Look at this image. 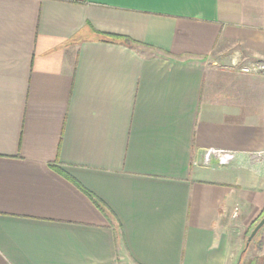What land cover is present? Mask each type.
<instances>
[{
  "label": "crops",
  "instance_id": "1",
  "mask_svg": "<svg viewBox=\"0 0 264 264\" xmlns=\"http://www.w3.org/2000/svg\"><path fill=\"white\" fill-rule=\"evenodd\" d=\"M256 62L264 0H0V264H237L264 212Z\"/></svg>",
  "mask_w": 264,
  "mask_h": 264
},
{
  "label": "rangeland",
  "instance_id": "2",
  "mask_svg": "<svg viewBox=\"0 0 264 264\" xmlns=\"http://www.w3.org/2000/svg\"><path fill=\"white\" fill-rule=\"evenodd\" d=\"M264 218V212L260 215V217L255 221L246 231L243 230H233V234L236 236L238 239V246H236L235 249V259L239 261L240 257H242V262L241 264H249L250 260L254 257L255 259V254L257 253V247L259 245L260 241V235L257 234L255 237L254 241L249 245L247 248V240L254 230V228L258 225V223ZM246 250V254H243V252ZM249 250L248 254L247 251ZM237 262V261H236Z\"/></svg>",
  "mask_w": 264,
  "mask_h": 264
},
{
  "label": "built area",
  "instance_id": "3",
  "mask_svg": "<svg viewBox=\"0 0 264 264\" xmlns=\"http://www.w3.org/2000/svg\"><path fill=\"white\" fill-rule=\"evenodd\" d=\"M243 73L264 75V62H256L242 68ZM257 157V156H256ZM229 163L234 159V153L220 150H209L204 153V164L209 165L212 159ZM237 215V211L235 213Z\"/></svg>",
  "mask_w": 264,
  "mask_h": 264
},
{
  "label": "water",
  "instance_id": "4",
  "mask_svg": "<svg viewBox=\"0 0 264 264\" xmlns=\"http://www.w3.org/2000/svg\"><path fill=\"white\" fill-rule=\"evenodd\" d=\"M264 227V218L258 223V225L254 228L252 233L250 234L248 240H247V248L249 247L250 243L254 240V238L257 236V234L260 232V230ZM242 261V257L239 259L237 264H240Z\"/></svg>",
  "mask_w": 264,
  "mask_h": 264
},
{
  "label": "trees",
  "instance_id": "5",
  "mask_svg": "<svg viewBox=\"0 0 264 264\" xmlns=\"http://www.w3.org/2000/svg\"><path fill=\"white\" fill-rule=\"evenodd\" d=\"M117 40H121L123 41L125 44L128 45H134L135 43L132 42V40L128 39V38H122V37H117ZM242 262V261H241ZM241 264V263H240ZM250 264H264V257L261 258H257L255 260H253Z\"/></svg>",
  "mask_w": 264,
  "mask_h": 264
}]
</instances>
